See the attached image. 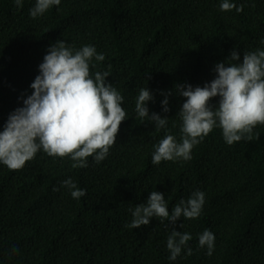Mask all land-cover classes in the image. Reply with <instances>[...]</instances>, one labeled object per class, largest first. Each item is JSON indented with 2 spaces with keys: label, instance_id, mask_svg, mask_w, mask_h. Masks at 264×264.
Segmentation results:
<instances>
[{
  "label": "trees",
  "instance_id": "trees-1",
  "mask_svg": "<svg viewBox=\"0 0 264 264\" xmlns=\"http://www.w3.org/2000/svg\"><path fill=\"white\" fill-rule=\"evenodd\" d=\"M222 2L61 0L32 18L36 0H22V7L0 0V131L31 95L39 65L58 40L74 50L94 46L105 57H93L90 74L110 73L106 80L123 96L127 118L107 157L100 163L88 157L86 168L42 149L22 169L0 163V264H264V125L253 130L258 140L233 145L215 127L193 147L191 159L152 163L165 133L177 142L182 136L178 112L185 98L175 86L211 82L215 65L234 49L240 62L244 52L264 50V0H229L243 5L240 12L222 11ZM145 87L154 96L149 114L168 117L159 131L135 111ZM169 91L165 113L161 93ZM69 178L86 195L74 199L62 186ZM154 190L169 212L194 191L204 192L201 214L126 227ZM174 229L192 239L170 260L167 239ZM205 229L215 237L210 256L198 242Z\"/></svg>",
  "mask_w": 264,
  "mask_h": 264
},
{
  "label": "clouds",
  "instance_id": "clouds-1",
  "mask_svg": "<svg viewBox=\"0 0 264 264\" xmlns=\"http://www.w3.org/2000/svg\"><path fill=\"white\" fill-rule=\"evenodd\" d=\"M15 3L22 7V0H15ZM60 3L61 0H36L30 16L43 15L51 6ZM220 9L240 12L243 5L237 7L223 0ZM93 57L97 61L105 59L91 45L74 50L58 40L49 46L39 65V74L30 85L31 95L23 99V107L9 114L0 131V163L10 170L22 169L41 149L53 158L70 157L73 168L88 167V157L96 163L107 157L116 142L121 122L127 118L121 106L123 96L106 80L110 73L97 71L94 78L90 74ZM226 60L215 65V78L203 87L175 86V94L185 98L178 112L182 136L177 142L173 135L165 133L154 145V165L191 159L193 147L215 127L222 130L228 145L259 139L260 134H254L253 130L257 125H264V50L244 52L240 62V55L234 49ZM161 94L165 95L162 109L167 113L170 111L167 97L173 92ZM216 97L218 103L213 105L211 101ZM153 100L152 92L147 87L141 88L135 111L141 120L154 123L159 131L166 126L168 117L155 112L149 114L147 104ZM62 186L70 189L74 199L86 195V190L79 189L70 178L62 181ZM204 202L205 193L197 190L187 201L181 199L169 212L164 195L154 190L146 203L132 210V222L126 227L147 226L153 217L172 224L181 216L195 219L201 214ZM191 239L190 234L174 229L167 239L169 259L176 260ZM214 240V234L208 229L198 237L199 246H207L209 256L214 250ZM191 254L192 249L188 248L187 255Z\"/></svg>",
  "mask_w": 264,
  "mask_h": 264
}]
</instances>
